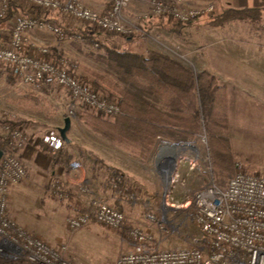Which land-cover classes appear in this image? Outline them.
Returning a JSON list of instances; mask_svg holds the SVG:
<instances>
[{"label":"rangeland","instance_id":"374dc122","mask_svg":"<svg viewBox=\"0 0 264 264\" xmlns=\"http://www.w3.org/2000/svg\"><path fill=\"white\" fill-rule=\"evenodd\" d=\"M109 2L111 3V1ZM66 19L73 25L83 26L80 21L67 16ZM205 19L203 17L197 20L198 22L195 21L197 23L195 26H206ZM208 26L218 27L221 25ZM99 33H102V36H99L100 40L114 41L125 50L143 52L145 44L151 46L148 43L149 39L147 42L127 43L124 36L112 35L109 38V33ZM132 36L134 40L143 37L140 33H134ZM182 36H185L186 40H189L190 37L194 40L198 39V37L187 34ZM74 39L66 41L64 45L65 57H61L66 60L68 65L74 67L78 76L91 79L84 71L86 68L123 86L118 74L100 58L104 55L100 43L98 47H95L94 42H89L86 39ZM163 44L165 46L160 45L162 49L168 48L165 53L161 50L155 51L163 54L168 53L172 57L166 55L186 64V67L188 66L194 73L199 72L198 66L190 64L188 52H184L180 46L175 44ZM195 47L201 48L203 45L200 41H196ZM208 62L216 69L213 62L210 60ZM3 67L7 68L4 65ZM8 73V71H4L0 76V120L25 121V124L19 126L25 130L28 144L21 155L23 156L24 152L26 156L30 152L34 154V157L38 154L37 162L34 160L25 161L26 176L17 183L18 189L12 196L9 198L7 195V210L10 218L27 232L42 238L53 247L65 245L63 256L71 264H115L118 256L132 247V241L128 234L132 227L144 229L152 236L153 245L160 249L187 248L199 244L202 234L193 218L191 199L196 189L206 184L211 177L213 178L210 148L203 122L199 123V132L195 139L173 147L175 152L163 148L170 146L173 144L172 142L158 139L146 160H139L131 153L130 156L140 162L137 173L139 178L127 175L125 179L128 187L126 184L124 187L128 191L123 189V192L112 193L111 199L104 201L124 213L126 219L123 226L112 229L104 224L91 221L79 229L71 230L67 226V218L77 213L76 208L85 205L86 202L88 204L92 199H99L95 188L91 186L94 181L87 173L85 175L82 173L92 160L94 162V156L96 157L88 149L89 144L94 141L95 135L92 136L84 127L86 125L75 116L76 112L85 108L72 98H70L71 101L69 99L66 101L68 103L65 104V108H59L51 100H47L43 94H37L42 100H31L33 106L18 105L15 103V98L23 96L27 90L18 88L15 80H7ZM218 79L225 86L224 82L220 78ZM56 94L66 99V93L58 87ZM23 100L24 103L28 102ZM155 103L161 106L159 102ZM254 115H256L255 112ZM261 115V118H264V111ZM67 116L70 117V124L73 122L67 132L75 140L67 153L70 154V161L77 160L84 168L76 176H73L79 184L77 187H70L71 183L66 182L68 179H72V175L66 176V171L59 169L60 172H63L61 175L56 166L51 167V163L48 164L49 155L47 153L52 152L49 150L42 152L38 146L40 142H45L47 134L57 132L55 124H59L60 128L64 126L63 118ZM231 116V120L229 118L231 126L228 125L227 136L234 154L233 172L234 162H238L243 170L264 175V122L253 123V116L252 118L236 114H231ZM208 157L210 163L207 162ZM163 160L172 163L178 161L174 176L168 180L166 175L158 169V163ZM191 161H196L194 166ZM70 191L73 192V195L70 194ZM149 214L153 215L154 219L148 218ZM0 264H12V262L0 256Z\"/></svg>","mask_w":264,"mask_h":264},{"label":"built area","instance_id":"2783aa9c","mask_svg":"<svg viewBox=\"0 0 264 264\" xmlns=\"http://www.w3.org/2000/svg\"><path fill=\"white\" fill-rule=\"evenodd\" d=\"M23 12L10 18L9 39L0 44V62L20 89H44L48 83L66 89L71 98L97 115L110 117L119 111L116 98L109 100L98 90L78 77L72 65L63 59L54 60L47 46L26 50L24 32L33 28L51 31L59 40L74 37L84 39V33L68 36L66 30L54 22H46L34 12H61L68 18L80 21L86 34L92 31L120 36H130L134 24L126 22L123 11L132 0H112L98 12L81 0H13ZM150 5L152 16L172 19L188 24L205 15L216 13L213 4L186 5L183 0H140ZM9 0H0V20L7 12ZM89 26V27H88ZM100 41L95 40L98 47ZM48 149L53 152L62 147L63 140L56 132L45 136ZM28 144V136L11 120H0V256L14 264H71L64 256L65 245L53 247L45 240L27 232L9 217L7 195L10 185L19 183L26 176V167L19 152ZM178 162V161H177ZM177 162L158 163V169L167 177L174 176ZM208 163L210 159L208 157ZM194 166L196 161H191ZM233 175L224 186L213 178L196 189L192 195L193 218L202 237L198 245L187 248L160 249L153 245V238L144 229L132 227L129 237L132 247L121 253L115 264H264V175L243 170L234 162ZM173 170V172H172ZM210 170V169H209ZM89 212H77L67 218L71 230L79 229L92 220L117 229L123 226L125 215L117 208L98 199L89 201ZM148 218L154 219L149 214Z\"/></svg>","mask_w":264,"mask_h":264},{"label":"trees","instance_id":"16d2710c","mask_svg":"<svg viewBox=\"0 0 264 264\" xmlns=\"http://www.w3.org/2000/svg\"><path fill=\"white\" fill-rule=\"evenodd\" d=\"M33 10L46 22L53 20L51 13L43 12L40 8ZM23 11L16 1L9 0L6 15L0 23ZM263 11L259 8H224L219 13L205 15V24L222 25L234 20L254 23L261 20ZM183 25L169 19L165 27L167 31L176 32ZM85 38L89 42L95 41L91 35ZM132 39V35L124 37L127 43ZM100 48L104 50L100 58L118 74L123 86L86 68L84 71L91 79L78 77L109 100L115 97L119 111L107 118L82 109L75 113L77 119L92 132L127 148L142 161L148 158L158 139L178 144L193 141L199 132V123L203 122L210 148L213 181L218 186H224L233 175L234 154L227 136L229 117L226 89L217 76L208 70L194 73L179 61L152 49L144 52L125 50L106 39L100 42ZM3 65L7 67L0 62V76L4 71L9 72V68ZM7 80H14L10 73L7 74ZM30 97L42 100L38 96ZM25 123L23 120L14 122L15 125ZM51 155V167L70 160V154L63 147ZM101 164L109 170V186L122 189L125 181L120 180V171L102 161ZM77 212L88 213L89 209L81 207Z\"/></svg>","mask_w":264,"mask_h":264},{"label":"crops","instance_id":"0c3cea01","mask_svg":"<svg viewBox=\"0 0 264 264\" xmlns=\"http://www.w3.org/2000/svg\"><path fill=\"white\" fill-rule=\"evenodd\" d=\"M109 1L112 0H82L86 6L98 12H103L108 7L110 3ZM183 1L186 5L191 6L213 4L217 13L221 12L224 8H259L264 10V0ZM51 14V17L53 18L51 21L64 28L68 36L73 35V33L76 32H81L84 33V39H86L85 36L91 35L95 40L102 41L99 39V36H102V33H99L92 27H90L92 32L86 34L83 30V26L78 27L75 24L73 25L72 22L66 19V15L61 12ZM123 17L126 22L133 23L135 29L137 28L136 30L134 29L132 35H134V33H140L143 35L140 39H132L130 43H134V41L147 42V39H149L148 43L151 44V46L145 44L143 52L147 49H152L161 50L165 53L168 48L164 47L165 49H162L160 45L165 46L163 43L168 45L175 44L180 46L184 52L189 53L190 64L198 66V71L206 69L220 78L226 86L228 115L230 120L232 117L231 114H236L238 116H251V118L253 116V123L258 124L264 122V118H261V113L264 111V11L262 12L261 20L255 23L246 20H234L226 22L218 27H210L208 25L195 26L197 23L194 21L183 25L180 30L176 32L167 31L165 26H167V21L169 19L152 16L150 13V5L145 1L132 0L124 9ZM9 33L10 21L8 20L4 23H0V44H5L8 41ZM183 34L198 37V39L194 40L190 37L189 40H186L185 36H182ZM24 37L26 50L28 52L39 46H47L49 56L56 61L60 59L66 61L61 57H65L64 45L67 40H75L74 37L71 36L67 39L59 40L55 34L43 28L27 30L24 32ZM196 41H200L203 47H195ZM168 55L171 56L170 54ZM209 60L216 65V69L210 65L208 62ZM215 61H217V63H215ZM184 65L186 66V64ZM57 87L66 93V99L56 94ZM26 90L27 92H24L23 96L15 98V103L21 106H33L31 105V100L33 99L30 95L37 96V94H43L47 100H51L52 103H55L59 108H65L68 99L71 101L69 92L64 88L57 86L55 83H48V85L42 90L31 88H26ZM23 99L28 102L24 103ZM254 112L256 115H254ZM72 123L73 122H71L70 126ZM54 126L57 130L56 133L59 134L60 125L55 124ZM230 126L231 124H229V127ZM84 127L92 136L95 135L94 141L89 144L88 149L96 155V157L94 156V159H97L96 161L94 160V162L92 160L86 170L82 173H84V175L87 173L89 177L92 178L91 180L94 181V183H92L91 186L95 188L94 190L99 196L98 200L104 202L111 199L112 193L123 192V189L127 190L126 187H128V184H126L125 179L127 175L139 178L137 173L140 159L138 160L131 157L130 155L132 154L127 148L112 145L100 135L92 132L87 126ZM66 137V140H63L62 144L65 152L69 151L73 141L75 142V140L70 137L69 132H67ZM38 146L42 152H48L49 150L44 141L40 142ZM24 148L19 152L24 164L25 161L27 162L31 160L37 162L38 154H36L35 157L32 152H30L29 155L27 154V156L25 155V152L23 156L21 155ZM47 154L49 155L48 164L50 165L52 153ZM101 161L102 163L107 164L108 166H113L119 170L122 175L120 180H124L127 186L122 189H117L115 186H109V170L101 164ZM56 168L61 175L63 172H60L59 169H62L64 172L66 171V176L72 175V179L66 181L71 183L70 187H77L79 185L73 176H76L77 173H80L84 168L77 160H69V162L58 164ZM88 182L90 181L88 180ZM17 189V184L9 186V198ZM72 193L73 192L70 191L71 195H73ZM125 193L128 194L126 191ZM87 205L86 202V204L81 207H87ZM81 207L76 208V210ZM12 264H14V262H12Z\"/></svg>","mask_w":264,"mask_h":264},{"label":"water","instance_id":"95a60500","mask_svg":"<svg viewBox=\"0 0 264 264\" xmlns=\"http://www.w3.org/2000/svg\"><path fill=\"white\" fill-rule=\"evenodd\" d=\"M70 127V117H65L64 118V126L59 128V134H60V137L62 138V140H66V132L68 131ZM172 146H177L179 145L178 143H173V144H170ZM1 153V151H0Z\"/></svg>","mask_w":264,"mask_h":264},{"label":"bare ground","instance_id":"6f19581e","mask_svg":"<svg viewBox=\"0 0 264 264\" xmlns=\"http://www.w3.org/2000/svg\"><path fill=\"white\" fill-rule=\"evenodd\" d=\"M173 147H176V146H172V145H168V146H165L163 148H165L164 150H169L170 152H175V149Z\"/></svg>","mask_w":264,"mask_h":264}]
</instances>
